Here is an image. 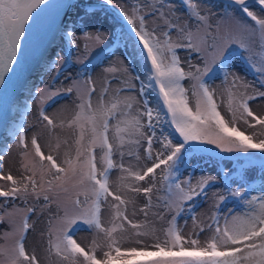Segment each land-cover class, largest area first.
Wrapping results in <instances>:
<instances>
[{"label": "snow or ice", "instance_id": "obj_1", "mask_svg": "<svg viewBox=\"0 0 264 264\" xmlns=\"http://www.w3.org/2000/svg\"><path fill=\"white\" fill-rule=\"evenodd\" d=\"M183 3L190 10L189 19L193 23L186 21L181 26L169 22L168 14L161 11L164 5H159L155 12L142 14V9L133 8L130 12L123 7H115L113 0H100L101 7L112 8L134 35L133 54L143 62L146 78L141 79L137 74L135 80L139 83V89L136 90L135 84H131L128 90L138 91L142 109L133 113V105L136 103L134 95L117 96L105 104L107 89L101 92L93 106L92 95L96 88L91 77L85 73V79L73 80L72 86L65 90L70 95L75 89L80 101L78 111L69 125L78 126L75 156L66 153L61 159L53 155L52 145L48 146V154H45L35 134L29 141L26 125H20L9 132V135L15 137L24 158L29 156L31 149L38 159L31 167L29 164L24 165L25 170L32 174L18 183L11 174L3 175V156H0V180L11 182L8 190L0 187V197L13 200L22 198L27 202L31 184V194L38 199L34 177L37 171L42 179L50 175L51 178L46 181L47 191L56 195L65 193L66 203L63 215L58 217L60 227L55 232L49 221L48 246L50 251H54L68 264H264V191L250 195L253 190L246 186L241 185V188L233 190L225 185L229 197L241 202L242 210L229 208L227 214H222L218 203L212 223L207 225L203 242L199 234L185 236L177 226V217L185 211L187 202L205 194L214 179L202 174L196 185H193L191 172L188 177H183L181 172L184 165L189 163V154L201 151V145H214L226 153L256 152L264 163V138L254 140L257 133L246 135L236 127L237 122L242 121L248 127L259 125L264 128V116L256 115L249 106V102L256 99V96L264 97V91H258L252 96L245 93H240L238 98L234 96L232 89L241 85V80L237 73L231 71L228 51L235 45L243 53H251L254 37L259 38L260 47L264 49V16L252 10V7L258 6L260 12L264 13V0L229 2V8L232 5L238 6L241 12L251 18L254 22L252 24L236 17H228L231 22L227 24L220 21L213 23L210 16L198 10V3H192L191 0H183ZM51 7L48 0H0V89H7L16 75L20 56L31 43L32 34L41 26ZM146 16L163 19L167 30L158 31L159 26L150 28ZM173 30L178 34L177 41L172 40ZM65 35L70 45L75 47L76 33L66 30ZM83 35L86 39L101 41L99 33L94 37L87 32ZM112 38L113 42L123 39V28L119 36L113 31ZM246 39L252 43H246ZM179 48L203 53L202 66L188 61V70L185 71L178 56ZM245 59L249 68L257 73L258 85L264 87V57L259 66L248 55ZM58 62L59 54L55 62H52V69L57 74L63 71L64 66L62 64L59 69L55 68ZM106 71L112 73L116 69L110 66ZM217 77L222 83L230 85L227 102L230 120H226L218 110L219 105L214 98L215 89L211 87V81ZM185 80L190 82L189 88L184 87ZM153 91L158 99L155 106L147 99ZM189 93L194 97L195 110L189 106ZM37 97L43 104L45 96L39 90ZM47 99H54V95H48ZM161 105L166 109L163 115H166L167 122L178 134L175 142L164 134L161 127L164 122ZM39 117L47 126H55L53 119L43 110ZM113 120L115 124L110 123ZM110 132L115 137V145L110 142ZM126 145H134L137 149L143 147V163H140L139 151H124ZM114 147L120 157L119 163L113 158ZM97 149L100 150L99 160ZM125 155L133 157L137 165L134 167L130 163L125 166ZM117 168L122 173L121 191H113L109 183L110 174ZM157 170H160V178L166 182L168 197L164 207L174 211L168 226L159 230L160 234L155 230H138L143 226L129 219L126 214L128 201L123 194L124 190L143 193L147 199L145 209L150 208L152 193L157 187ZM125 181L130 183L124 184ZM44 200L51 203L47 194ZM225 200V196H219L220 203ZM109 201L114 216L111 226L105 227L101 220V206ZM191 207L193 205H189ZM27 211L32 213L35 209ZM143 211L147 217V211ZM125 224L133 230L131 235L136 237L135 240L124 235L127 232ZM79 225L103 234L104 243L98 244L93 240L90 247H82L74 238ZM30 228L32 225L25 215L12 233H5L6 238L11 235L15 239L10 246H0V256L3 257L0 264H40L36 254L26 250V234ZM205 231V228L200 229V232ZM143 238H149L151 242L145 243ZM124 244L132 246L124 247ZM98 251L101 253L99 257Z\"/></svg>", "mask_w": 264, "mask_h": 264}, {"label": "rangeland", "instance_id": "obj_2", "mask_svg": "<svg viewBox=\"0 0 264 264\" xmlns=\"http://www.w3.org/2000/svg\"><path fill=\"white\" fill-rule=\"evenodd\" d=\"M93 2L97 7L88 9L84 6L86 2ZM78 2V1H77ZM192 3H198V10L202 14L211 17V21L215 23L220 21L227 24L231 21L228 17L242 18L249 24L254 23L250 17L241 12L238 6L232 5L228 7L230 0H191ZM98 3V4H96ZM115 7H123L130 11L133 8L142 9L143 13L155 12L159 5H164L161 11L168 14L169 22L178 23L183 26L185 22L193 23L189 19L190 10L186 8L183 0H113ZM258 15L264 16L258 6L252 7ZM71 16L67 19L66 30H71L76 33L77 44L75 47L71 46L68 37L65 35L62 41L57 45L53 53L54 58L44 67L43 71L35 77L34 91L27 96L28 106L24 108L22 117L18 119V123L14 126L17 129L20 125H26V136L29 141L33 134L41 143L42 150L48 154L49 145H52L51 151L53 155H58L63 159L66 153L75 156L77 145L75 143L78 138V126H69L70 122L78 111L77 105L80 103L77 92L74 89L69 95L65 90L72 86L73 80L85 79V73L91 77V82L96 88V92L92 95L93 106L96 105L101 92L107 89L104 95V102L108 104L113 98L117 96L134 95L136 103L133 105V113L138 109H142V99L138 93L139 83L135 80L138 74L141 79L146 78V73L142 67V61L133 54L135 38L127 23L120 18L112 8L101 7L100 0H79V3L73 6ZM148 26H159L158 31L167 30V25L163 19L147 17ZM123 28V39H118L113 42V31L119 36ZM87 32L94 37L97 33L101 35V41L95 39H86L83 33ZM173 41L178 40V34L175 30L171 32ZM254 41V43H252ZM252 41L246 39V43H252V52L243 53L242 49L233 45L228 51L230 52L229 64L231 71L237 73L241 80V85L232 89L234 96L238 98L240 93H245L249 96L255 95L258 91H264V87H260L257 83L258 75L252 71L248 66V61L245 56L248 55L253 58L258 66L260 60L264 57V49L260 47L258 37L252 38ZM183 43V41H180ZM87 45V47H85ZM178 56L181 62V67L185 71L188 70L187 62L192 64H200L202 66L201 57L203 53H198L194 50L186 48L177 49ZM59 54V62L55 63V68L59 69L63 64V71L57 74L52 69V62H55L56 56ZM66 62V63H65ZM86 64V67H85ZM114 67L116 71L109 73L106 71L108 67ZM124 69H128L127 72ZM70 78V79H69ZM231 79V78H230ZM127 83H124V82ZM135 84L136 90L129 92L128 85ZM185 88H189L190 82L185 80L183 82ZM243 85H248L244 87ZM211 87L215 89L214 98L216 99L219 108L218 110L225 117L230 120V113L227 111V102L229 99L228 88L230 85L222 83L221 79L214 78L211 81ZM45 96V101L42 104L37 97V91ZM48 95H54V99H47ZM147 99H149L153 106L158 102L156 93L150 92ZM189 106L194 107V97L189 93ZM249 106L256 115L264 116V97L256 96V99L249 102ZM43 110L54 121V127L47 126L43 122L39 113ZM162 120L161 127L165 135L175 140L178 134L174 132L173 127L166 120V109L161 105ZM61 121L63 126H61ZM250 122H252L250 120ZM110 123L115 124V120ZM254 123V122H252ZM236 127L244 131L246 135H252L254 132L257 135L254 140L264 138V128L257 125L255 128L248 127L242 121L237 122ZM160 134L159 128L157 135ZM4 145V151L0 153L3 156V175L11 174L14 179L19 182L23 178L32 173L26 171L25 164L36 163L38 158H35L30 149V154L27 158L21 155V149L18 147L15 137L10 136ZM110 142L116 144L115 137L110 132ZM127 139V137H126ZM87 142V136L85 143ZM59 145L57 148L56 146ZM146 146V145H145ZM157 146L154 144V148ZM201 151L190 153L189 163L184 165L181 169L183 177H188L190 172L192 174L191 183L196 185L201 175L205 177L214 178L205 190V194L195 197L194 201H189L185 205V211L177 217V226L185 236H195L199 234L203 242L204 236L207 232V225L212 223V217L216 214V205L219 203L220 212L227 214L229 208L242 210L241 202L238 199L229 197L225 185L230 186L233 190L241 188V185L253 190L250 195H258L264 191V163L258 158L259 153L252 152L250 154L244 153H226L220 151L214 145H201ZM139 151L141 156L140 163H143L144 151L143 147L137 149L134 145H126L124 151ZM99 152L97 149V158L99 160ZM114 160L119 163L120 157L114 147ZM125 166L130 163L135 167L137 161L133 157L125 155ZM189 164L191 167L189 168ZM100 165L98 164V167ZM157 176V187L152 193V206L145 209L147 199L143 193L136 194L124 190L123 194L128 201L127 215L134 223H139L143 227L138 229L155 230L160 234L159 230L168 226L172 219L174 211H169L164 207L165 200L168 197L166 192V182L160 178L159 172ZM228 173V176H225ZM122 173L119 169H113L110 174L109 183L113 191H121L120 176ZM37 181V192L39 198L31 194V184H29V195L27 202L22 198L13 200L12 198L0 197V246H10L15 239L14 236L5 237V233H12L14 228L18 227L25 215L29 218V223L32 225L29 232L26 234V250L34 252L38 257L40 264H68L60 256H57L54 251L49 250L48 246V227L51 221L53 231L57 230L60 225L58 217L63 215V206L66 203V194L60 193L56 195L47 191L46 181L51 178L50 175H45L42 179L41 174L37 171L34 177ZM130 183L125 181L124 184ZM11 186L10 181L0 180V187L8 190ZM242 190V189H241ZM47 194L51 203L44 200V195ZM223 195L226 200L223 203L219 202V196ZM111 201L101 206V220L105 227H110L113 222L114 210L110 207ZM189 205L193 207L189 208ZM34 208L35 211L28 213V209ZM146 210L148 215L145 217ZM194 217V218H193ZM79 230L76 232L75 239L82 247H90L93 240L98 244H103V234H97L94 231L87 230L86 226L79 225ZM127 232L124 234L128 239L135 240L136 237L131 235L132 229L125 224ZM201 228H205V232H200ZM119 233L117 234L119 238ZM145 243L151 242L149 238H143ZM132 246L124 244V247ZM98 257L101 253L98 251ZM0 259H3L0 256Z\"/></svg>", "mask_w": 264, "mask_h": 264}, {"label": "water", "instance_id": "obj_3", "mask_svg": "<svg viewBox=\"0 0 264 264\" xmlns=\"http://www.w3.org/2000/svg\"><path fill=\"white\" fill-rule=\"evenodd\" d=\"M74 1L48 0L49 5L52 7L44 17L41 26L32 34L31 43L20 56V65L17 67L16 75L9 83L7 89H0V93H3V95H0V142L2 141L3 132L10 121L13 105L23 94V86L30 78H35V75L38 76L44 67L48 65L49 62L44 64V66L40 65V60L65 20L67 25V19L71 16ZM54 51L53 48V53ZM3 151L4 147L0 146V153Z\"/></svg>", "mask_w": 264, "mask_h": 264}, {"label": "bare ground", "instance_id": "obj_4", "mask_svg": "<svg viewBox=\"0 0 264 264\" xmlns=\"http://www.w3.org/2000/svg\"><path fill=\"white\" fill-rule=\"evenodd\" d=\"M78 1V2H77ZM79 3V0H75L72 4V7ZM98 4V3H96ZM85 7H87L88 9L90 8H94L97 7V5H95V3L93 2H86L84 4ZM66 29V20L62 23L61 27L59 28L58 32L55 34V37L52 39L48 49L45 51V53L43 54L41 60H40V65L44 66V64H47L48 62H50L54 56H53V48L55 51L57 45L59 42L62 41V37L64 36V32ZM37 75H35L34 77H36ZM36 81L35 78H30V80L28 82H26V84L23 86L22 91L23 94L22 96L19 98V100L17 102L14 103L13 105V111L12 114L10 116V121L6 126L5 131L3 132L2 135V141L0 142V146L4 147V145L6 144V141L9 139L8 137H10L11 135H9V132L12 131L14 129V126L18 123V119H20L22 117V112L24 110V108H26L28 106V99L27 96L30 95L34 90V82Z\"/></svg>", "mask_w": 264, "mask_h": 264}]
</instances>
